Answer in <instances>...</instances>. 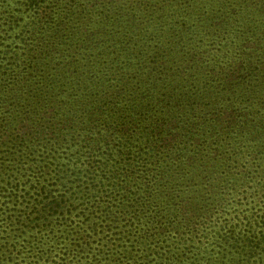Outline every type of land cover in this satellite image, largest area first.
<instances>
[{"label": "rangeland", "instance_id": "374dc122", "mask_svg": "<svg viewBox=\"0 0 264 264\" xmlns=\"http://www.w3.org/2000/svg\"><path fill=\"white\" fill-rule=\"evenodd\" d=\"M164 1L101 0V5L92 7L88 5L90 0H39L33 11L26 13L27 0H0V83L6 86L16 80L24 81L18 105L36 102L31 106L36 111L50 114L55 110L56 124L76 123L71 130L74 134L77 127H83L84 120L89 121L86 111L92 110L96 94L117 84L114 73L118 77L125 74L130 81L144 80V69L139 70L143 58L153 61L162 56L168 61L171 78L177 75L173 70L179 67L180 57L192 62L208 50L226 47L243 35L264 40V0H209V5L189 23L195 37L191 41L179 38L178 21L172 17L178 0H169L167 7ZM66 8H76L79 13L66 15ZM233 21L240 26L228 32L227 25ZM157 26L163 31L159 36L163 40L157 38L158 44H165L168 49L151 52V46L145 53L135 52L136 40L144 38L147 29L156 31ZM60 36L63 41L71 36L74 48L67 42L60 52H52L51 43ZM157 40L149 42L154 44ZM48 51L50 57L45 59ZM117 64L124 67L119 70ZM244 77L229 96L250 118L239 135L224 140L223 134L216 136L213 128L207 130L205 126L193 154L166 149L161 154L156 151L158 156L149 161L146 159L144 167H114L115 184L95 188L88 181L73 200L63 202V209L50 211L46 203L40 202L41 196L31 187L36 176L30 167L24 169L23 175L11 176L16 170L3 166L0 159V170L5 171L0 175V264H82L90 258L92 263L97 261L94 254L106 252V260L100 264H162L166 255L173 256L168 264H182V259L185 264H246L247 254L219 246L224 241L217 232L227 225L225 217H178V205L186 207L185 202L192 203L198 211L202 208L201 211L209 209L215 213L220 193L211 195V185L221 189L234 184L240 188L244 206L258 203L256 210L264 209L262 192L258 191L259 185H264V70H249ZM194 88L182 93L163 88L160 93H150L146 101L145 88H140L133 99L140 105L131 112L133 118L144 119L149 114V122L170 119L184 125L188 110L195 106L205 108L216 95L212 83L200 90ZM163 95L168 96L167 101L158 100ZM142 103L148 105L149 111L146 107L143 111ZM140 126L142 129V123ZM244 129L247 130L243 133ZM230 141L242 149L238 156L217 155L211 150L218 145L225 147ZM139 146L148 149L146 143ZM133 170L139 181L150 186L143 196L116 186L117 182L124 183L122 177L132 183L126 173ZM12 178L11 192L5 185ZM189 221L192 222L187 225ZM234 221L237 223L238 219ZM244 235L252 234L244 231ZM179 238L185 239L180 248ZM260 259L263 260L255 263L264 264V253Z\"/></svg>", "mask_w": 264, "mask_h": 264}, {"label": "trees", "instance_id": "16d2710c", "mask_svg": "<svg viewBox=\"0 0 264 264\" xmlns=\"http://www.w3.org/2000/svg\"><path fill=\"white\" fill-rule=\"evenodd\" d=\"M27 1L25 11L26 13L32 12L39 0ZM100 1L90 0L91 3L88 5L96 7L103 3ZM164 2L165 7L170 6L169 0ZM177 3L178 9L174 8L175 14L172 17L178 21L179 38L194 40L195 37L189 23L196 17L200 9L209 5V0H178ZM139 4L142 6V3ZM64 11H68L66 15L70 12L79 13L76 8H66ZM239 26L238 21L229 22L227 27L230 31L228 32L236 31ZM9 28L13 27L9 26ZM147 30L144 38L136 40L135 52L145 53L146 50L150 51L151 46V52L168 49L165 44L160 46L158 44L157 38L159 41L163 40L159 38L163 35V31L158 26L156 31ZM62 38L63 36H60L56 42L51 43L52 52H60L62 45L69 44L68 46L74 48V39L71 36L68 37L70 38L68 41H63ZM238 38L226 47H214L208 50V53H203L198 59H196L197 57L193 58L192 62H190V58H178L179 67L173 70L175 73L177 71V75H171V78L168 77L170 75L166 64L168 61L162 59V56L154 58L153 61H148L147 58L141 59L139 70L144 69L142 74L144 80L140 79L144 81L143 83L140 80L130 81L125 74L118 77L114 73L113 76H115L117 84L113 85V88L104 90L105 92L103 91L101 95L96 94L92 110L86 111L85 118H89V121L84 120L83 127L82 125L77 127L74 134H71V130L76 127V123L68 121L56 124L55 110L50 114L36 111L31 107L36 102H24L20 104L22 107L18 105L17 98L22 85H25L24 81L16 80L13 81L14 83H6V86L0 83V159L2 165L15 169L17 173L16 171L11 173V176L15 177H18L19 174L23 175L24 169L30 167L29 169L36 176L35 182L31 185L32 189L34 188L37 196H41L40 202L46 203L50 211H56L65 208L63 202L73 200L75 194L84 190V184H87L88 181L95 188L115 184L113 177H115L116 171L113 170L114 167H144L149 158L158 156V151L160 154L164 153L166 149H180L184 154H193L196 149L195 145L200 140L199 134L205 126L207 130L213 128L216 136L223 134L224 140L239 135L242 127L248 126L247 122L250 121V118L233 104V100L229 96L235 92V87L240 85L243 79L245 80L244 75L249 70L250 73L253 70L258 72L264 70V40L244 35ZM148 39L150 41L157 40V43L150 44ZM81 47L82 45H80ZM49 51L46 53L45 59L50 57ZM5 52L9 51L5 49ZM119 61L118 58L116 62ZM122 67L124 64H117L119 70ZM26 80L29 81V78L26 77ZM138 81L139 83H136ZM210 82L216 89V95H212L213 101L206 104L205 108L200 109L195 106L188 110V116L185 118L188 122H184V125L181 121L179 124L174 120L170 121V119L149 122L147 113L144 119L135 120L133 118L131 112L135 110L136 106L140 107L138 102L133 100L135 92L140 88H145L146 93L143 91V95L144 101H146V97L149 98L150 93L153 91L160 93L161 90H164L163 88H167L168 92L170 88L178 89V92L182 93V91L194 90V87L199 90L202 87H210ZM94 84L98 87L99 81H94ZM190 85L194 86L190 87ZM38 92L36 89V95ZM99 97L101 100H98ZM171 97L172 100H175L174 96ZM166 98L168 96L163 95L158 100L167 101ZM144 107L149 111L146 103H142L143 111ZM182 107L184 106L182 105ZM140 123H142V129H140ZM216 127L218 131H216ZM246 130L244 129L243 133ZM135 133L136 137H134ZM138 133H140L139 136ZM144 143L148 149L139 146ZM225 145V147L218 145L211 150L216 151L217 155L230 153L238 156V153L242 152V149H237L238 145H234L231 141ZM221 148H223L222 151H220ZM240 148H243L242 145ZM189 158L192 157L189 156ZM51 167L56 168L52 169ZM85 170L86 174H84ZM4 172L0 170V175ZM126 175L130 177L132 183L124 181V177H122L124 183L117 182L116 186L121 189L128 188L131 194L138 196H143L148 192L150 186L138 180L139 176L136 170L129 174L126 173ZM13 180V178L10 179L5 185L7 190L11 189V192ZM239 189L234 184L232 186L223 185L221 189L211 185L209 188L211 195L220 193L215 213H210L209 209L201 211L202 208L198 211L192 203L185 202L186 207L178 205V217L181 215L182 217L188 216L186 219L196 215L201 218L204 215L217 216L220 219L222 216L225 217L224 221L227 225L221 226L222 232H217L219 239L224 241V243L220 241L222 245L219 246L232 247L237 252L242 251L249 258L246 264H256L257 260H263L260 258L264 253V209L256 210L258 203L244 206ZM258 191L262 192V195H259L264 200V185H259ZM207 194L208 192L203 196ZM138 198L134 197V199ZM199 212L201 213L198 214ZM235 219H238L237 223L234 221ZM232 221L233 223H231ZM191 222L186 224L190 225ZM238 231L240 232L238 233ZM241 231H243L242 235ZM244 231H250L252 235H244ZM184 243L185 239L179 238L178 248ZM125 249L128 251L129 248ZM106 254L107 252L100 255L94 254L96 262L92 261L91 263L90 258L82 264H100L106 260ZM172 258V255H166L162 264L170 263ZM184 261L185 259H182V264H185Z\"/></svg>", "mask_w": 264, "mask_h": 264}]
</instances>
